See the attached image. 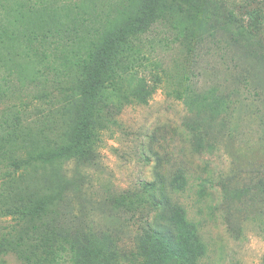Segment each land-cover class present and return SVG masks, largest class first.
I'll list each match as a JSON object with an SVG mask.
<instances>
[{"label":"rangeland","instance_id":"rangeland-1","mask_svg":"<svg viewBox=\"0 0 264 264\" xmlns=\"http://www.w3.org/2000/svg\"><path fill=\"white\" fill-rule=\"evenodd\" d=\"M49 1L56 22L85 13L132 37L138 26L124 22L142 19L128 0ZM215 1L245 22L258 11L254 24L264 32V0ZM19 5L0 0V243L21 238L24 245L21 253L0 248L3 264H34L48 244L66 248L56 253L57 264H176L146 238L154 208L138 201L159 171L170 176L180 169L190 183L177 197L205 247L198 264H264L263 63L237 50L219 17L173 7L136 41L150 62L135 84L145 79L154 92L109 119L116 97L82 101L78 88L89 82L72 65L53 70L34 54L32 28L23 26L32 14L23 17ZM117 87V96H138L132 85ZM51 92L57 102L40 99ZM61 92L69 101L60 102ZM192 127L203 130L201 145ZM89 128L101 132L96 143L85 138ZM37 154L43 160L4 183L13 159ZM9 209L32 214L20 221Z\"/></svg>","mask_w":264,"mask_h":264},{"label":"trees","instance_id":"trees-1","mask_svg":"<svg viewBox=\"0 0 264 264\" xmlns=\"http://www.w3.org/2000/svg\"><path fill=\"white\" fill-rule=\"evenodd\" d=\"M17 2L20 3L18 12L23 17L33 15V17L31 15L33 20L23 26L25 29L32 28L29 29L32 34H30L28 43L34 54L40 53L46 66H51L53 70L60 62L66 68L65 72L70 69L67 67L72 65L80 77L89 82L86 86L78 88L79 97L86 98L82 101L89 100L94 104L102 102L106 104V93L116 97L117 103L106 110L109 119L117 118L128 105L147 103L149 96L154 92L153 88L148 87L145 79L138 80L135 84L140 69L146 66V61L150 62V59L147 60L142 56L136 41L141 40L140 35L148 31L150 24L155 22L158 16L162 17L163 13L165 15L173 7L183 9L186 7L196 17H199L198 14L205 15L209 19L219 17L221 26L233 32L232 42L233 45L237 44V50L247 59L258 64L263 63L264 66V32L255 27L253 14L260 15L256 10L251 12L250 20L245 22L239 17L236 18L233 13L228 14L224 7H221L215 0H128L129 7L130 4L136 7V13L142 16V19L136 16L135 20V15H132L124 22L127 27L129 25L138 26L136 35L132 37L123 30L124 28L116 31L114 25L109 22L104 26L98 25L93 17L85 13L72 18L73 21L56 22L55 9H47L50 4L49 0H17ZM81 10L82 8L79 7L77 13ZM148 12H152L151 17ZM118 13L120 15V12ZM32 26L41 28L42 31ZM13 37L16 38L15 34H8V39H13ZM119 83L124 87L132 85L134 90L138 91V96L133 91H125L126 95L117 96L115 92L120 88L117 87ZM156 83H160V80L157 79ZM68 94L67 92L66 97H63L61 92L60 102L69 101L70 95ZM58 97V93L51 92V94L46 93L40 99L45 98L47 103L51 104V101L57 102ZM27 105L29 106L30 103ZM104 113L101 112L99 116ZM18 125L17 127L21 128ZM202 131L195 127L190 129L198 145L202 144L204 135ZM100 136L99 130L94 133L93 129L89 128L85 138L90 143H96ZM41 160H43L41 154L13 159L4 183L13 181L15 174L26 171L27 168ZM157 177L156 182L144 184L143 196L141 195V200L138 201L148 202L154 208V214L147 219L148 226L144 228L145 236L154 238L162 246L164 255L177 259L176 264H198L205 255L204 243L196 225L189 219L186 208L177 197L179 193L188 189L190 183L188 175L184 169H180L170 176L159 171ZM258 186L264 189V177L259 178ZM8 214L14 216V219L25 221L32 212L24 209L21 213H13L9 209ZM5 243L4 245L0 243V248L9 246L18 253H21L24 245L21 238L17 241L5 240ZM75 245L72 243L73 248ZM46 246L48 251L36 260L34 259V264H54L58 258L56 253L58 252L61 256L60 252L66 251L62 245L56 248L54 244ZM77 256L78 254L75 257ZM27 259L32 260L30 256H27ZM0 264H3L1 259Z\"/></svg>","mask_w":264,"mask_h":264}]
</instances>
